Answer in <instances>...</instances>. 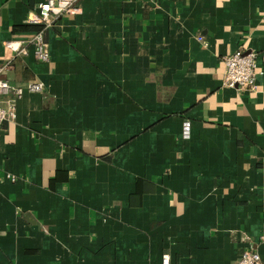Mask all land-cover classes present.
<instances>
[{"label": "crops", "instance_id": "crops-1", "mask_svg": "<svg viewBox=\"0 0 264 264\" xmlns=\"http://www.w3.org/2000/svg\"><path fill=\"white\" fill-rule=\"evenodd\" d=\"M41 1L0 0L4 75L44 84L0 124V264L264 263V0H78L13 58Z\"/></svg>", "mask_w": 264, "mask_h": 264}, {"label": "built area", "instance_id": "built-area-1", "mask_svg": "<svg viewBox=\"0 0 264 264\" xmlns=\"http://www.w3.org/2000/svg\"><path fill=\"white\" fill-rule=\"evenodd\" d=\"M78 0H43L41 1L28 23L40 24L42 28L28 37L10 39L5 47L12 51L13 58L25 56L32 49L35 58L39 61L50 60V50L45 38L46 29L52 27L55 20L65 13L79 12ZM256 51L240 46L236 51L224 56L225 70L223 83L236 87L239 90L254 91L257 88V77L263 74L257 64ZM12 67V60L0 65V124L3 121L13 120L17 116L16 101L26 92H41L44 84L30 80L26 83L11 82L5 71ZM13 178V176H11ZM264 239V233L260 236ZM162 264H171L169 255H163ZM235 264H264L258 250L244 249Z\"/></svg>", "mask_w": 264, "mask_h": 264}, {"label": "trees", "instance_id": "trees-1", "mask_svg": "<svg viewBox=\"0 0 264 264\" xmlns=\"http://www.w3.org/2000/svg\"><path fill=\"white\" fill-rule=\"evenodd\" d=\"M17 31L32 34L42 28L40 24L25 23L15 27Z\"/></svg>", "mask_w": 264, "mask_h": 264}]
</instances>
